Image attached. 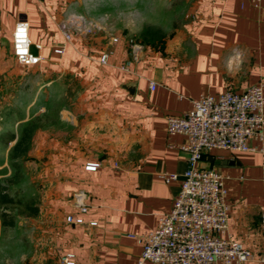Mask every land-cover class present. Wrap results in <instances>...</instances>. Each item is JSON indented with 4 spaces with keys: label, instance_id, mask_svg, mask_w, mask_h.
Returning a JSON list of instances; mask_svg holds the SVG:
<instances>
[{
    "label": "crops",
    "instance_id": "0c3cea01",
    "mask_svg": "<svg viewBox=\"0 0 264 264\" xmlns=\"http://www.w3.org/2000/svg\"><path fill=\"white\" fill-rule=\"evenodd\" d=\"M76 1L0 0V91L7 84L16 90L28 74L36 83L34 104L43 92L47 102L59 84L67 91V77L81 91L67 121L63 115L61 127L37 129L32 140L30 156L44 169L46 186L35 217V246L46 253L37 264H137L142 246L131 235L154 230L171 212L187 169V138L168 133V117L191 111L201 95L264 85V0L258 6L248 0H184L189 8L173 42L132 50L88 39L86 31L67 42L63 26ZM21 19L29 21L31 51L40 58L26 67L13 53ZM106 52L109 60L102 64ZM251 144L253 151L213 149L205 157L217 162L211 169L224 179L226 237L252 250L253 259L244 264H264V137ZM89 164L98 167L91 171ZM166 175L176 178L167 181ZM80 191L88 205L83 215L75 200ZM69 215L84 224L69 223Z\"/></svg>",
    "mask_w": 264,
    "mask_h": 264
},
{
    "label": "built area",
    "instance_id": "2783aa9c",
    "mask_svg": "<svg viewBox=\"0 0 264 264\" xmlns=\"http://www.w3.org/2000/svg\"><path fill=\"white\" fill-rule=\"evenodd\" d=\"M258 6L262 0H248ZM83 17H73L63 26L67 42L86 25L76 27ZM29 21L21 19L13 32V53L22 66L40 62L31 51ZM117 43L118 39L115 38ZM141 49V47H138ZM57 48L55 53L63 54ZM110 53L100 57L107 64ZM157 84L151 82L154 90ZM191 111L181 116L168 117V133L183 134L187 140L182 147L188 153L187 169L182 185L170 213L160 217L157 227L141 235H131L142 246L137 264H244L253 259V252L242 243L226 237L228 205L222 175L215 169H203L199 163L213 149L234 153L255 150L252 140L264 137V85L262 82L248 86L243 92L226 91L219 96L201 95L192 100ZM98 164L86 169L94 171ZM176 175H166L167 181ZM76 207L81 215L87 213L85 194H75ZM69 223L84 224L82 217L67 216ZM91 225H96L92 222ZM261 250L264 260V206L260 220ZM66 264H75L66 259Z\"/></svg>",
    "mask_w": 264,
    "mask_h": 264
},
{
    "label": "rangeland",
    "instance_id": "374dc122",
    "mask_svg": "<svg viewBox=\"0 0 264 264\" xmlns=\"http://www.w3.org/2000/svg\"><path fill=\"white\" fill-rule=\"evenodd\" d=\"M188 8L184 0H80L79 3L76 1L71 4L70 18L66 19L83 17L82 24L89 29L86 32L88 39L115 43L114 39L117 38V44H125L130 50L136 47L157 49L173 42L179 35ZM66 80L70 85L67 91L59 84L52 88L47 102V94L43 92L35 104L31 100L36 83L29 74L23 76L22 84L16 90L9 84L1 88L0 183L7 187L5 191L14 198L16 204L6 208L0 204V264H37L39 260L44 261L45 250L35 246L37 219L21 214L23 208L18 203L32 200L38 207L41 205L46 187L45 171L36 166L29 150L24 158L16 161L22 179L17 183H9L8 180L16 178L10 150L28 122L40 119L41 128L61 127V117L64 115L66 120L69 113L74 112L76 100L74 98L73 101V96L81 91L71 77ZM67 93L70 98H66ZM11 134L16 135V140H10ZM3 209L15 216L14 226L3 225ZM41 235L38 232L39 239Z\"/></svg>",
    "mask_w": 264,
    "mask_h": 264
},
{
    "label": "trees",
    "instance_id": "16d2710c",
    "mask_svg": "<svg viewBox=\"0 0 264 264\" xmlns=\"http://www.w3.org/2000/svg\"><path fill=\"white\" fill-rule=\"evenodd\" d=\"M40 119H36L33 121L28 122L24 125L22 128L21 134L19 138L17 139L16 143L10 150V159L14 162L13 166L15 168V179L8 180L9 183H17L22 179V173L20 166L18 163H16L17 160L24 158L30 148L33 136L35 135V132L37 129L41 128V125L39 124ZM10 140L14 141L16 140V135L11 134ZM5 190H7L6 186H2L0 183V204L3 207H8L11 204H16L13 197L10 196L9 193H7ZM19 206H22V210L20 211L21 214H25L29 217H36L39 214L40 208L35 205V203L31 200H28L26 202H19ZM1 218L3 219V225L5 227H12L15 225V216L11 215V213L7 212V210L3 209L1 211Z\"/></svg>",
    "mask_w": 264,
    "mask_h": 264
},
{
    "label": "water",
    "instance_id": "95a60500",
    "mask_svg": "<svg viewBox=\"0 0 264 264\" xmlns=\"http://www.w3.org/2000/svg\"><path fill=\"white\" fill-rule=\"evenodd\" d=\"M75 25H76V27H82L83 26L81 21H76L75 22ZM127 87H128V89L131 92H133V90L135 88L133 86H128V85H127ZM205 160L206 161H209L210 164L204 163ZM215 164H217V162L214 161V159L212 157H205V156H203L202 159H201V162L199 163V167L200 168H203V169H211V168L214 167Z\"/></svg>",
    "mask_w": 264,
    "mask_h": 264
}]
</instances>
